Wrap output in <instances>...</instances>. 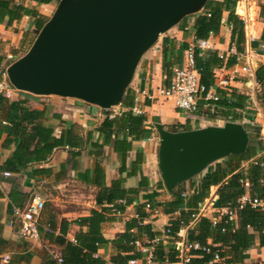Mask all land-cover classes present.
<instances>
[{
    "label": "crops",
    "instance_id": "0c3cea01",
    "mask_svg": "<svg viewBox=\"0 0 264 264\" xmlns=\"http://www.w3.org/2000/svg\"><path fill=\"white\" fill-rule=\"evenodd\" d=\"M59 2L22 3L47 19L49 10L55 5L58 7ZM196 14L182 19L164 34L156 49L152 47L144 54L130 84V89L135 92L132 107L122 105L124 98L118 106L104 110L75 99L42 98L18 90L8 98L26 99L30 110L41 112L42 124L50 130L51 139L63 140V144L55 147L46 159L32 158L17 165L13 162L17 159L19 139L8 135L7 128L11 123L7 112L0 115V255H10L11 264H60L58 258L66 253L67 248L64 242L77 244L79 235L88 234L92 224L84 219L92 218L94 213H97V234L108 242L98 248L94 257L102 258L105 264H116L114 259L119 254L134 252L141 254L136 260L143 263L153 258L156 243L146 236L137 241L141 245H136V249L129 253L122 252L114 241L131 227L133 221H139V210L147 204L149 195L155 194V206H145L142 210L145 217L139 222L151 225L160 234L156 239L165 244L169 241L165 235L167 228L180 218L182 212L190 210L184 206L172 213L164 212V206L173 200V194L165 188L159 171L156 123H162L173 131L174 126L188 123L191 129H197L223 126L231 121L244 125L246 129L258 128L264 140V0H239L236 5V14L245 25L241 50L232 43V28L227 24V14L220 32L208 38L211 43L208 51L224 56L223 67L214 69L215 82L209 92L217 98L222 92L232 99L234 107L229 109V117L217 113L215 100L200 99L197 111L188 113L176 108L173 99L159 96V87L170 82L162 69L163 40L174 39L178 45L183 42L188 46L193 44ZM35 21L32 16H24L10 26L0 24V56L4 58L2 67L5 70L22 56L23 50L27 53L36 40L39 31ZM13 29H18V33ZM22 38H25L21 43L22 53L16 50V53L8 54ZM232 57H235V64L227 66ZM223 79L229 80V86L217 87L218 81ZM125 112L144 116V128L152 131L150 137L134 139L125 128H104L107 119L121 117ZM36 145L34 142L31 150ZM261 156L264 152L258 155ZM223 160L176 189L180 187L188 201L209 169L225 163ZM248 165L244 163L243 167ZM5 172L10 175L5 176ZM219 186H212L209 196L199 206L204 209L202 217L211 221L220 220L225 212V208L215 205ZM249 186L247 182L245 195L251 197ZM34 195L42 196L45 207L38 217L39 238L28 239L21 235V223L13 214L16 209L24 208ZM194 224L181 227L177 240L171 245L179 251V261L163 264H185L186 259L194 257L182 249V245L188 243V233ZM130 232L136 233L137 228H131ZM250 232L255 239L244 252L245 257L235 264H264V245L260 244V235L252 228ZM207 243L214 245L212 239ZM142 247L149 251H143ZM220 262L216 260L213 263Z\"/></svg>",
    "mask_w": 264,
    "mask_h": 264
},
{
    "label": "trees",
    "instance_id": "16d2710c",
    "mask_svg": "<svg viewBox=\"0 0 264 264\" xmlns=\"http://www.w3.org/2000/svg\"><path fill=\"white\" fill-rule=\"evenodd\" d=\"M34 1L39 4H49L54 0H0V24L10 26L13 22L21 20L24 16H32L36 19L35 23L40 32L48 22L35 9L26 7L22 2ZM239 0H208L203 9L195 15L194 30L198 39H208L211 35L220 32L223 19L227 14V24L232 28V43L238 50L242 49L245 40L244 22L236 14V5ZM185 42L177 44L174 39L164 38L162 49V69L167 79H170L172 70L175 66H180L183 62L185 50L188 48ZM196 67L200 71V82L206 88L214 85V69L223 67L224 56H219L216 52H201L196 50ZM3 56H0V71H5L2 67ZM235 64V57L228 60L227 66ZM135 101V92L128 89L122 105L132 107ZM26 99L10 100L0 95V115L7 112L8 122L11 123L7 128L8 135L19 139L16 160L13 163L23 164L25 161L34 159H46L52 150L63 144V140H52L50 130L42 124L41 112L30 110ZM218 107L217 113L229 117L231 108L234 107L232 99L221 92L220 97L215 100ZM113 126H119L129 131L134 139H145L150 137L152 131L144 128V116H136L131 112H125L121 117L112 120L107 119L104 128L111 130ZM173 131L191 130L188 124L174 126ZM250 144L244 155L230 156L211 167L207 175L202 179L199 187L194 191L191 198L186 201L184 193L180 187L173 194V200L164 206L165 213L178 211L184 206H188V212H182L178 220L172 222L167 228L169 234L165 235L169 241L167 244L162 240L157 242L153 252V263H176L179 261V251L171 245L177 240V235L181 227L195 223L188 233V244L198 243L206 250H192L194 255L185 264H211L219 257L220 263L213 264H235L241 261L244 252L252 245L255 235L250 232V228L259 233L260 244L264 245V209L254 208L246 203L242 208L239 206V199L247 193V182L249 194L252 199L256 198L264 201V156L258 155L264 152V140L260 136V130L255 127L247 128ZM37 142L34 150L31 145ZM244 163H249L247 168ZM220 185L218 189V199L215 203L217 207L230 208L236 213V220H230L227 215H222L216 224L205 217H198L199 206L209 196L212 186ZM154 196H148L149 205L154 208ZM139 210V221L142 222L145 213ZM97 213L92 218L84 219L91 222L90 232L86 235L77 237V244L64 242L66 253L61 257L60 264H105L100 257H94L98 248L108 243L102 236L97 234L95 225L97 224ZM139 221H133L131 227L123 234L119 235L114 241L122 252L129 253L136 249V242L143 236L153 241L160 234L156 233L151 225H143ZM131 228H137L136 233L130 232ZM208 239H212L214 245H209ZM141 256L140 253L119 254L114 259L116 264H128L131 260H136Z\"/></svg>",
    "mask_w": 264,
    "mask_h": 264
},
{
    "label": "water",
    "instance_id": "95a60500",
    "mask_svg": "<svg viewBox=\"0 0 264 264\" xmlns=\"http://www.w3.org/2000/svg\"><path fill=\"white\" fill-rule=\"evenodd\" d=\"M208 0H60L28 52L6 70L11 85L39 97L121 104L144 54ZM158 166L170 194L230 156L244 155L246 127L226 122L186 131L156 123Z\"/></svg>",
    "mask_w": 264,
    "mask_h": 264
},
{
    "label": "built area",
    "instance_id": "2783aa9c",
    "mask_svg": "<svg viewBox=\"0 0 264 264\" xmlns=\"http://www.w3.org/2000/svg\"><path fill=\"white\" fill-rule=\"evenodd\" d=\"M211 48V43L208 39H198L194 37L193 44L184 52L183 62L180 66H175L172 70V75L168 85H162L159 87V96L166 100L173 99L176 108L184 112H196L198 109V103L200 99L205 100H217V97L206 90V88L200 82V71L196 67V50L206 51ZM247 70V68H244ZM229 86V80L223 79L218 81L217 87L225 88ZM14 91H17L9 82L6 70L0 71V95L7 98H11ZM5 176H9V172L4 173ZM246 203L251 204L254 208H263L264 201L259 199H252L249 196H243L239 199V206L242 208ZM45 207V200L40 195H34L29 203L22 209H16L13 216L21 223L20 232L24 238L38 239L39 228H38V217ZM150 208L149 205H147ZM203 208H199L196 218L203 215ZM222 215H227L229 219L235 220L236 213L226 207ZM217 219L213 220V223H217ZM170 230H166V234H169ZM159 240L156 239L152 243H157ZM137 246L141 244L136 242ZM182 249L184 252H191L192 250H206L198 243L183 244ZM142 250L148 252L149 249L142 247ZM152 257L146 263L139 260H131L128 264H153ZM216 260L219 257L216 256ZM59 263L62 262V258H58ZM186 259L185 262H188ZM0 264H11V256L8 254L0 255Z\"/></svg>",
    "mask_w": 264,
    "mask_h": 264
},
{
    "label": "rangeland",
    "instance_id": "374dc122",
    "mask_svg": "<svg viewBox=\"0 0 264 264\" xmlns=\"http://www.w3.org/2000/svg\"><path fill=\"white\" fill-rule=\"evenodd\" d=\"M56 7H57V5H55V6H53V9H51V10H49V17H47V19H50L51 17H52V15L54 14V12H55V10H56ZM13 31L15 32L16 31V33H18V29H13ZM38 33V32H37ZM37 35V34H36ZM164 37V35H162L160 38H159V40H158V42L153 46V48L154 49H156V45L157 44H159L160 43V41H161V39ZM25 38H22L21 40H20V42L18 43V45H16V47H11V49H14L13 51L10 49V51H9V53L8 54H11V53H16L15 51L16 50H19L18 52H19V54L20 53H22V51H20L21 50V47H22V42H23V40H24ZM19 48V49H18ZM28 49V47L26 48V50ZM25 50H23V54H22V56L26 53V52H24ZM21 56V57H22ZM19 59V58H18ZM14 60V59H13ZM16 60V59H15ZM14 60V61H15ZM131 86V85H130ZM130 88V87H129ZM49 97H53V96H49ZM49 97H42V98H49ZM70 100H73V99H70ZM158 138H159V136H158Z\"/></svg>",
    "mask_w": 264,
    "mask_h": 264
}]
</instances>
